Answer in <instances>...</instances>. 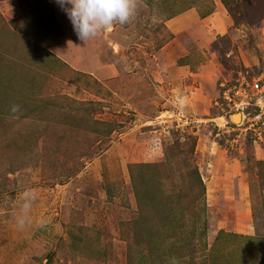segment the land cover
I'll return each mask as SVG.
<instances>
[{
  "label": "rangeland",
  "instance_id": "rangeland-1",
  "mask_svg": "<svg viewBox=\"0 0 264 264\" xmlns=\"http://www.w3.org/2000/svg\"><path fill=\"white\" fill-rule=\"evenodd\" d=\"M134 3L85 43L56 0H0V264H264V127L222 96L264 71V0ZM190 7L229 24L174 34Z\"/></svg>",
  "mask_w": 264,
  "mask_h": 264
},
{
  "label": "clouds",
  "instance_id": "clouds-1",
  "mask_svg": "<svg viewBox=\"0 0 264 264\" xmlns=\"http://www.w3.org/2000/svg\"><path fill=\"white\" fill-rule=\"evenodd\" d=\"M56 3L66 13L78 38L85 43L101 31L111 29L116 23H128L135 11L134 0H56ZM18 110V105H12L13 113ZM20 198L23 203L17 223L23 227L35 194L26 189Z\"/></svg>",
  "mask_w": 264,
  "mask_h": 264
},
{
  "label": "built area",
  "instance_id": "built-area-1",
  "mask_svg": "<svg viewBox=\"0 0 264 264\" xmlns=\"http://www.w3.org/2000/svg\"><path fill=\"white\" fill-rule=\"evenodd\" d=\"M251 76L235 82L231 81L228 85L223 83L222 85L226 89L223 90L222 96L228 106H232L242 114L241 124H244V129L257 131L264 127V71ZM254 106L259 109L252 113L250 109ZM232 122L236 126L238 125L233 120Z\"/></svg>",
  "mask_w": 264,
  "mask_h": 264
},
{
  "label": "crops",
  "instance_id": "crops-1",
  "mask_svg": "<svg viewBox=\"0 0 264 264\" xmlns=\"http://www.w3.org/2000/svg\"><path fill=\"white\" fill-rule=\"evenodd\" d=\"M222 7H217L213 13L202 16L195 7H190L185 11L167 20V25L174 34L188 32L198 41L199 44L209 42V33L219 34L223 32L229 24L227 16Z\"/></svg>",
  "mask_w": 264,
  "mask_h": 264
},
{
  "label": "bare ground",
  "instance_id": "bare-ground-1",
  "mask_svg": "<svg viewBox=\"0 0 264 264\" xmlns=\"http://www.w3.org/2000/svg\"><path fill=\"white\" fill-rule=\"evenodd\" d=\"M239 114V113H238Z\"/></svg>",
  "mask_w": 264,
  "mask_h": 264
}]
</instances>
